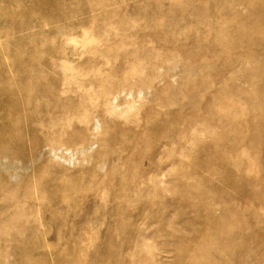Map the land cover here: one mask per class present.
<instances>
[{"label": "rangeland", "instance_id": "rangeland-1", "mask_svg": "<svg viewBox=\"0 0 264 264\" xmlns=\"http://www.w3.org/2000/svg\"><path fill=\"white\" fill-rule=\"evenodd\" d=\"M0 264H264V0H0Z\"/></svg>", "mask_w": 264, "mask_h": 264}, {"label": "bare ground", "instance_id": "bare-ground-1", "mask_svg": "<svg viewBox=\"0 0 264 264\" xmlns=\"http://www.w3.org/2000/svg\"><path fill=\"white\" fill-rule=\"evenodd\" d=\"M46 73V72H45ZM83 88H86L85 90H84V93H81L80 92V95H88V94H91V88H89L88 89V87H83ZM30 89V88H29ZM35 89V88H34ZM24 90H27V89H24ZM35 90H38V92H42L41 90L42 89H35ZM45 90L48 92V96H49V99H51V100H55V101H57V102H61L63 99H66L68 96H69V94H71V95H76V94H74V92H75V90H73V91H71L70 90V88H68V89H64V88H61V87H59L57 90L55 89V88H53V87H48V88H45ZM26 92V91H25ZM82 95V96H83ZM111 93L109 92H106L105 94H104V97H105V99H106V103L105 104H107V105H109V104H112V105H114L113 104V102L114 101H116L115 99H117V96L115 97V99L112 101V98H111ZM100 99L98 98V97H90V99H89V102H90V104L93 106L97 101H99ZM116 108V107H115ZM120 111V110H119ZM37 116V115H36ZM85 116H87V113L84 115V117ZM59 141V140H58ZM208 151V150H207Z\"/></svg>", "mask_w": 264, "mask_h": 264}]
</instances>
